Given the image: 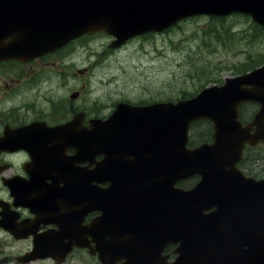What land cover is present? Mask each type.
Here are the masks:
<instances>
[{
	"label": "water",
	"instance_id": "water-1",
	"mask_svg": "<svg viewBox=\"0 0 264 264\" xmlns=\"http://www.w3.org/2000/svg\"><path fill=\"white\" fill-rule=\"evenodd\" d=\"M233 13L264 27V0H0V61L32 59L95 33L114 37L116 48L189 17ZM250 102L260 107L244 126L240 107ZM81 117L59 128V148L76 149L71 165L104 156L86 172L85 189H69L110 212L98 222L111 251L104 264L116 255L166 264L160 253L171 243L179 244L175 264H264V180L237 168L246 145L264 144V66L177 103H118L89 128ZM200 120L212 123L213 142L190 149L189 127ZM193 176L200 180L192 189L176 187ZM94 181L110 185L95 193Z\"/></svg>",
	"mask_w": 264,
	"mask_h": 264
},
{
	"label": "rangeland",
	"instance_id": "rangeland-1",
	"mask_svg": "<svg viewBox=\"0 0 264 264\" xmlns=\"http://www.w3.org/2000/svg\"><path fill=\"white\" fill-rule=\"evenodd\" d=\"M113 41L104 33L76 40L44 62L45 69L42 65L38 78L32 77L30 88L25 85L9 94L0 88L3 100L18 103L19 97V103L26 106L4 103L5 110L0 112L12 108L28 119L50 112L66 119L75 112L102 119L111 114L117 102L190 98L204 86L235 77L236 70L264 64V28L238 14L193 16L166 32L135 38L116 48L111 47ZM32 66L36 65H29L28 70ZM12 68L23 71L11 67L7 79L15 77ZM242 112L244 122H249L256 110L246 106ZM249 156L253 161L247 163L246 170L264 177V148Z\"/></svg>",
	"mask_w": 264,
	"mask_h": 264
},
{
	"label": "flooded vegetation",
	"instance_id": "flooded-vegetation-1",
	"mask_svg": "<svg viewBox=\"0 0 264 264\" xmlns=\"http://www.w3.org/2000/svg\"><path fill=\"white\" fill-rule=\"evenodd\" d=\"M72 43L54 53L25 61H1L0 88L8 90L6 94L25 85L30 88L32 77L38 78L42 65L45 69L44 62ZM33 63L36 66L28 70ZM11 67H21L23 71L12 68L15 77L7 79ZM3 99L0 94L3 107L0 111L5 110V104L26 108L22 106L25 103H19V97L18 103ZM52 114L40 113L28 119L12 108L0 112V264H103L100 254L103 247L97 240L99 228H93L102 215L101 210L87 205L85 190L79 203L65 192L77 181L79 189H85V174L92 169L86 160L71 165L70 159L76 154L74 148H59L65 130L58 127L68 124L78 113L72 112L66 119ZM88 123L89 119L85 118L83 126L87 127ZM102 160L103 156L98 155L95 167ZM71 242L80 245L70 247ZM177 247L168 245L162 257L169 256L170 261ZM123 263L121 259L115 264Z\"/></svg>",
	"mask_w": 264,
	"mask_h": 264
},
{
	"label": "trees",
	"instance_id": "trees-1",
	"mask_svg": "<svg viewBox=\"0 0 264 264\" xmlns=\"http://www.w3.org/2000/svg\"><path fill=\"white\" fill-rule=\"evenodd\" d=\"M257 66H259V65H251V66H248L247 69H244L241 71L236 70L235 74L238 75V74L247 73L248 71H251V70L257 68ZM204 87H206V86H204ZM204 87H202V88H204ZM185 98H188V97H185ZM141 104H147V103H141ZM247 106H250L253 111L257 109L255 104H249ZM243 107H246V106H243ZM243 118H244V116H243ZM204 142H212V123L209 121H198V122L193 123L190 126V130H189V146L190 147H196V146H198ZM260 149L262 150V148H256V149L250 148L246 154V158H245L246 160H244L242 165L246 166L248 162L253 161L252 156H249V155L252 154L253 151H258ZM198 179H199L198 177H194V178L190 179L189 181L183 182L182 187L190 188L198 181Z\"/></svg>",
	"mask_w": 264,
	"mask_h": 264
}]
</instances>
